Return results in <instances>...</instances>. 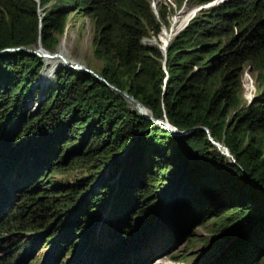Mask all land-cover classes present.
<instances>
[{
  "label": "trees",
  "instance_id": "16d2710c",
  "mask_svg": "<svg viewBox=\"0 0 264 264\" xmlns=\"http://www.w3.org/2000/svg\"><path fill=\"white\" fill-rule=\"evenodd\" d=\"M38 1L0 0V51L36 49L41 41L53 52L72 14L89 17L95 54L105 62L99 75L142 103L154 118L166 115L181 132L194 131L172 135L134 112L126 98L94 75L70 68L56 73L43 106L32 114L27 103L39 93L35 83L44 59L24 51L1 55L0 249L5 255L0 264H24L42 245L54 248L47 264H69L65 257L80 252L76 238L88 233L103 200L87 198V207L78 208L66 226L60 215L74 208L86 189L72 196L45 182L55 167L85 156L104 164H81L89 189L107 163L120 158L109 177L119 174L113 207L117 217L125 209L127 220L158 213L166 228L162 234L170 240L187 238V243L194 242L195 226L213 221L212 232L229 245L212 264H264V91L248 107L241 109L240 100L243 65L264 59V0L228 1L215 15L195 17L171 40L165 65L160 48L144 46L143 40L159 41L185 4L213 0H155L158 16L151 0ZM225 7V19L232 24L220 26ZM205 17L209 20L202 21ZM49 73L44 77L50 78ZM199 128L208 129L232 158ZM156 185L166 187L161 196L168 199L145 211ZM126 229L112 250L95 243L77 264H150L159 258L154 251L138 249L107 258L134 238L132 229Z\"/></svg>",
  "mask_w": 264,
  "mask_h": 264
},
{
  "label": "rangeland",
  "instance_id": "374dc122",
  "mask_svg": "<svg viewBox=\"0 0 264 264\" xmlns=\"http://www.w3.org/2000/svg\"><path fill=\"white\" fill-rule=\"evenodd\" d=\"M39 1L38 5H40ZM195 1L199 2L203 0ZM228 1L235 0H213L203 5H187L180 9L175 16H173V18L171 19V29H174L175 34L178 35L189 25V23L195 17L201 19L202 15H207L211 11H213V15H215V9L219 8L221 5H225ZM150 2L154 9L155 15L158 16L155 0H151ZM228 10L229 8L225 7L222 11L223 15H221V17H224L219 19V22H217L220 26H227V24H232V21L225 19V15ZM39 11L38 14L41 16L42 9H39ZM208 18L209 17H205L204 19H202V21L209 20ZM171 29L168 30L165 28V32L170 34ZM233 30L236 34V27H234ZM93 36V21L89 17H86L84 15L72 14L66 22L64 33L56 37V44L53 47V52H48L50 54L63 53L72 59V63L81 65L83 64L86 69L100 76L99 74L105 66V62L100 60L95 54V49L93 46ZM223 40L226 41L228 39L226 37H223ZM153 41H156L155 38L146 39L143 40L142 44L144 46L157 47L156 44H150V42ZM160 41L161 38L156 42ZM39 49V47L36 48L37 51ZM45 62L49 64L47 65ZM62 68L67 67L64 65H58L51 61L43 60V69L39 74V79H37L35 83V85H37L40 89L38 91L39 93L32 96V98L27 103V106L32 109V114L34 113V109L38 108L37 110H39L41 109V106H43L46 100L47 92L52 86L55 85H53L55 75ZM78 72L79 71H75V73ZM44 73H49L48 75H51V77H44ZM242 75L243 76L241 79L240 89L241 109L248 107L264 91V59H262L261 62L259 61L256 63L248 61L245 65H243ZM130 108L137 113L135 108L131 106ZM122 157H125V155ZM119 159V157H115L108 163L106 162L107 166H105L102 172H100L101 174L96 178V181L92 184L93 186L91 187V189H89L87 183V173L85 172L86 174L84 175V172L81 171V164H87V162H89L90 164H94L97 162L96 164L99 166V162H101V165H104L102 163L103 159L101 158L95 159L93 161H88L85 156L83 158L77 159L76 163L69 164V166L68 164L63 163L61 167H55V170L52 174H46L48 180L45 182V184L58 189V191H68L70 192V194H72V196H76L77 191L81 192L82 189H86V192L82 194L83 196L78 197V203H76L74 208L70 209L67 214L60 215L64 216V225L66 226L71 223V221L74 219L75 214L77 215V213L79 212L78 208L87 207L86 205L88 204L83 203L84 201L87 202V198L101 196L100 198L103 200V203L100 206L101 212L99 213V211L97 212V210H95L97 214H99L95 216L94 219L92 218V220L89 222L86 231L88 233H83V236H79L76 238V241L78 240V238L80 240L79 242L81 243V248H79L78 251H82V253L78 252L77 254H73L70 258H68V256L65 257V259H71L69 264H77L78 260H82L85 251H87L88 248L90 246H93L95 243L104 244V248L106 249H110L111 245H118L120 243L118 238L121 235L123 228H131V233H135V235L133 236L134 238L129 240V242L125 244L121 249H116L115 247L112 252L106 254L107 258H114L118 255L126 253H134L136 252V249H138V252H144V254L149 251H154L158 254L159 258L157 260H154L150 264H212L216 257L219 256L229 245L228 239L219 238L217 235H215V233L212 232V229H214L213 221H205V223H201L198 226H195L192 230L193 235L191 237L194 242L187 243V238L179 237L170 240L168 236L162 234V232L165 231L166 228L161 216H159L158 213H156L157 215L155 216V218V214L151 212L146 216H141L133 220H127L129 216V210L126 209L120 217H117L114 214L113 207L114 204L117 203V181L119 178V174L116 178L111 180H109V177L112 173V164L117 162V160ZM78 162L81 163L78 164ZM59 164L60 163H58V165ZM112 186H114L113 191ZM165 188L166 187H161L160 185L154 186L156 193L146 199L148 201L150 200V204L146 206L147 209L145 211L154 210L155 205H158L160 202H162L164 197H166L167 201V196H161ZM107 189H109L110 194L103 193ZM157 195L160 196L159 200L155 199ZM64 198L68 197L65 196ZM134 199L135 197L132 200ZM166 204L168 205L169 202ZM90 206L91 205L89 204V208ZM165 207L166 205L163 206L161 213H163ZM75 210L76 212H73ZM117 239L118 242H116ZM43 246L44 245L39 247L37 251H35L34 256L30 257L28 259V262L24 264H33L32 262L35 259H43V262L41 264H47V260L49 259V256L53 252L54 248L51 246ZM3 255H5V251L0 249V258L3 257Z\"/></svg>",
  "mask_w": 264,
  "mask_h": 264
},
{
  "label": "water",
  "instance_id": "95a60500",
  "mask_svg": "<svg viewBox=\"0 0 264 264\" xmlns=\"http://www.w3.org/2000/svg\"><path fill=\"white\" fill-rule=\"evenodd\" d=\"M188 1V0H187ZM40 3V1H39ZM187 6V4L184 5V7ZM39 14H40V11H39ZM157 14V13H156ZM41 19V22H42V18ZM42 29V27H41ZM163 31H166L165 28H163ZM175 32H174V29H171V32L169 34V41L167 42L166 46H165V51L163 52L161 49V52L165 58V61H164V65L166 64V59H167V48H168V45L170 44L172 38L175 36ZM38 47L43 50L45 52V54L43 56L45 57H50V58H53V57H58L60 56L59 54H55V53H52L50 54L46 49H44L41 41L39 42V45ZM17 51H24V52H27L29 54H33V55H36V56H39L42 58V56L40 55V53L36 50V49H27V48H16V49H6V50H3V51H0V56L1 55H6V54H10V53H14V52H17ZM62 59L63 57L60 56ZM64 62L66 64V67L67 68H70V69H73L74 71H82V72H87V73H91L93 74L97 79H99L100 81H102L103 83H105L111 90H113L114 92H117L118 94L122 95L124 98L126 99H130L132 101H134L135 103L139 104L140 106H142L143 108H146L142 103H140L139 101H137L136 99H134L132 96H130L127 92H124V91H121L119 90L117 87L111 85L110 83H108L105 78H103L102 76H98L97 74H95L94 72L86 69L85 67L83 66H80L78 64H73V63H68V61L66 59H64ZM38 109V108H37ZM147 109V108H146ZM149 110V109H147ZM150 111V110H149ZM143 118L147 119V120H150L152 121L155 125H159V126H162L164 127L165 129H167L172 135L174 136H177V137H185V136H188L190 133H192L194 130L192 131H189V132H181L180 130H178L176 127H174L173 125L170 124V122L168 121L166 115L164 117V120H159V119H156L152 116H147V115H141ZM198 130H203L207 133L208 135V138L210 140V142L226 157H229V158H232L231 154H230V151L228 150V148H226L223 144L217 142L216 140H214L212 138V135L210 133V131L206 128H199ZM235 163V162H234Z\"/></svg>",
  "mask_w": 264,
  "mask_h": 264
},
{
  "label": "bare ground",
  "instance_id": "6f19581e",
  "mask_svg": "<svg viewBox=\"0 0 264 264\" xmlns=\"http://www.w3.org/2000/svg\"><path fill=\"white\" fill-rule=\"evenodd\" d=\"M163 36H161V41L159 43H156V42H153V44H156L157 47H159L163 52L165 51V46L167 44V42L169 41V33L167 32H163L162 33ZM163 38V39H162ZM38 52L40 53V55L42 56V59L44 60H47V61H51V62H54L58 65H64L66 66L65 62H64V59H66L68 61V63H72V59L69 58L67 55L63 54V53H60L59 55L63 57V59L58 56V57H53V58H50V57H45L43 56L45 54V52L41 49L38 50ZM74 60V59H73ZM74 65L77 64V63H73ZM80 66H83L85 67L83 64H78ZM127 102L129 103V105L133 108L136 109L137 113L139 115H147V116H152V113L147 110L146 108H143L142 106H140L139 104L135 103L134 101L130 100V99H127ZM134 102V103H133ZM164 120V119H163ZM13 248V247H12ZM12 251V249H10ZM9 250V251H10Z\"/></svg>",
  "mask_w": 264,
  "mask_h": 264
}]
</instances>
